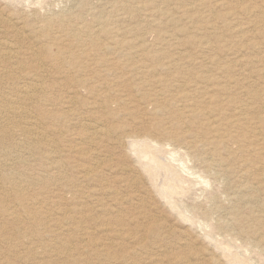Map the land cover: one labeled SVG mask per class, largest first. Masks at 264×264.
Here are the masks:
<instances>
[{"label":"rangeland","instance_id":"obj_1","mask_svg":"<svg viewBox=\"0 0 264 264\" xmlns=\"http://www.w3.org/2000/svg\"><path fill=\"white\" fill-rule=\"evenodd\" d=\"M80 2L81 0H20L15 2L11 1L10 3V1L0 0V20H7L6 25L3 23L0 28L2 31L1 33H3V38L9 37L8 40H15V38L12 37V29L9 26L14 24L18 27H22L21 31L24 33V42L18 44L21 48L19 58L29 57V55H27L29 52L28 47L29 49L32 47L33 50L36 48L35 51L41 52L40 57L42 59V62L32 60L26 63L25 72H18L21 79L19 78L16 82L8 81V84H6V86L8 85L6 91H10V89L14 90L16 88L14 83L22 84L27 82L31 84L35 82L36 78H33V76L37 74V71H39V73L40 71H46L43 73L47 75H45L46 77L43 76L41 81L44 90L47 88L46 97L42 100L40 99L41 96L35 97L27 104L28 107L27 105L26 107L32 109H29V111L37 117L36 119L40 121L39 125L46 128L51 137L60 138L59 145L61 146V155L65 162V173L69 177L67 187L65 185L54 184V182L49 179V175L51 176L52 174V169L48 166L46 158L40 153V151L46 153V149L42 146H38L40 144H36L33 137L29 136L26 139V143L29 144L28 146L26 144L27 147L25 146V153L23 156L26 159H24L23 165L20 167L13 165L10 167L11 169L7 170L8 173H5L8 180H11V178L15 179V177L20 179L22 183V192L19 194L15 189H8L11 192L7 190L5 192V198L3 194H1L2 192H0V206H4L5 208L7 206V209L14 211L17 217L15 219L9 217L10 219L8 221L0 220V225L6 227L4 231H1L2 234L0 232V264H214L215 261V264H264V212H261L264 211V209L258 210L257 208V211L255 210L252 214L246 207L240 209L239 207L241 206H239L233 194L242 186L241 184L245 183L246 179L244 176H241V172L239 173V171L242 164H244V160L246 161L245 164L248 165L249 161L253 162V159H255L254 154H256V152L254 153L252 151L253 148H255L254 151H259L260 149L264 155V147L261 149V146H264L262 138L259 137V140L256 138V141L255 138L253 137L254 139H252L250 135H247L248 138H244V133L242 134L237 128H228L231 135L233 134L235 137L232 135L231 137H233V139L231 138L223 147H218L217 152L218 154L220 153L218 157L221 156L225 159L229 158L224 161V164L232 171L229 170L230 174L227 175V179L225 178L228 182H221L215 179L213 172H215L214 168L216 167L213 166V168L209 166L211 163L210 161H206L207 163L205 162L206 156L202 151L193 150L188 152L178 146H164V148L159 149L155 143H150L149 147L151 148H147L144 151L143 147H141L143 148L141 150L140 147L135 149L133 147L127 148L128 146L126 147L123 145L122 147L116 146L115 144L108 145L100 139H92V141L86 139L91 143L90 144L86 142L84 135H80L78 132L82 130L80 126L81 121H91L95 124L98 122L95 118L101 116V113L105 114V109L102 108L100 104H96L95 99L97 98L99 90L101 89L102 91L106 85L108 86L110 84L112 88H115L114 90L118 89V92L121 90L120 93L123 90L124 93H121V95L126 100V107L131 110L132 113L131 115L118 116V118L111 121L107 120L109 122H107V124H123L126 128H130L131 130H137L139 128L144 130V128H147L145 125L148 126L151 121L154 122L156 120L155 118L158 116L155 117L153 115L154 107L152 108V106L154 105L152 102L148 99L145 100L141 98V96L148 94L149 92L147 91L150 90L148 89L150 87L144 84L147 90L144 92L145 90L142 89L143 86H141V83L145 78L147 79L152 76L153 73L151 69H153L152 67L155 64L153 65L152 61L144 60L150 59L149 56L141 58L143 60L140 61L143 64L139 62V65H136L134 59L131 57H127V55L126 57L123 56L126 53L125 51L134 52V50L140 47L147 48L145 53L151 54L150 56H152L155 51L159 52L160 50V52H164V55L168 56V60L174 62L175 65H178L180 68H186L184 71L176 72L171 65L168 67V78H173L174 81V84H169L167 87V90L170 92H165L168 98L171 97L170 94L176 92L177 94L183 93L186 90H188L186 92H189L192 87L189 83V88L187 86L185 87L187 83H185V81H187L188 78L187 75L196 73L198 72L197 70H202L201 72H204L203 74L205 75L208 73H215L219 77L215 74L210 75L213 76L215 82L211 81L204 84L206 85L204 86L206 90H201L203 92L200 91L199 100H203L201 97L206 96L203 101L208 102L206 100L212 98L211 96H219L226 110L229 109L226 111V116H233L230 117L232 118L231 120H236L237 115L235 109L238 105L235 104V107H233L234 103L230 101L231 99L228 98V96L234 95L236 98H239V96L245 95L247 89L250 90L253 88V90L259 94V100L261 102L259 100H257V102H254V100L252 101L249 94H246L248 97L245 95L242 100H249L250 102L248 101V103H251V108H255L250 112V115L262 113L261 115L264 116V103L262 104V102H264V0H86L81 7ZM54 16H60V22L54 21ZM25 38L27 39L26 42ZM52 38L56 40H52ZM115 41L118 44H121L119 41H128L126 43L129 44L127 46V44L124 43V46L122 45L113 51L108 49H106L107 51H103L104 47L112 46L111 43ZM131 42H135V44ZM153 49H155V51ZM69 54H74L78 57L79 62L73 59L64 60V57ZM103 54L105 58L115 63V66H119L120 69L110 70L107 66L108 64L104 63L97 65L99 66V70H97L94 65H88V59H92V57L95 56H97V58H101L102 56L103 58ZM178 58H180V60ZM58 61L65 65L67 64V67H65V65H63L64 67L60 65ZM147 62L151 63L148 64ZM204 62L211 66L206 65ZM125 63H129L130 65H126ZM123 64L126 68H124ZM134 64L136 66L142 65V68L148 64L143 68L145 71L147 70L149 72L148 76L143 78L144 80L141 78L139 80V76L132 71ZM83 65L85 69H82V67L84 68ZM198 65L200 68L205 66V69L204 67L201 69L198 68ZM230 68L233 69L230 70ZM148 69H150V71ZM226 69L227 71H225ZM241 70L242 72H240ZM116 73L121 74L123 77H117ZM25 74H27L26 79H23ZM156 74L163 75L159 72L155 73V75ZM115 76L116 78H114ZM134 76L138 78L135 77L136 79L133 81L131 78H134ZM220 76L222 77L220 78ZM223 77H230L234 83L237 81L236 84L239 86L234 84L235 86L228 89V95L222 97L221 94L218 95L219 89L217 86L219 85L217 83H220L221 80H225ZM86 79L90 82H84ZM124 79L126 83H124ZM250 79L251 81L249 82ZM91 80H93V82H91ZM116 82H118V84H116ZM127 82L130 83V85H127ZM114 83L115 86L113 85ZM253 84L254 86H252ZM59 85H61V87ZM173 85L174 87H172ZM118 86H120V88ZM132 86L135 87L133 88ZM128 87H130V89ZM161 89H166V87L164 88V86H162ZM179 91L181 92L179 93ZM204 91H206V93ZM70 96L75 97L73 103H70ZM197 96L198 94L194 98L195 102L196 99L198 100ZM99 100L100 99L97 98L96 101L100 103ZM141 101H144L143 103L146 101V103L143 105ZM238 101H240V99ZM169 102L166 104L168 106V108H166V114H163L165 118L168 113L166 119H168V123L170 124H167L169 127L167 125L165 126L168 127V129L172 128L171 131H176L179 120L183 119V117L180 116L179 110L186 103L181 102L178 104L179 102L177 100H170ZM204 102H201V104H205ZM191 103L192 101H189V104ZM253 103L255 105H252ZM259 104L263 105V109H261L262 107H260ZM169 105H171V107H169ZM172 105L174 107H172ZM175 105L180 109L176 108ZM110 107L107 109H110ZM84 114L85 116H83ZM169 114L171 116H169ZM42 115H45L43 123L41 122ZM138 115L142 117H138ZM198 119H193V122H195L193 126H201L203 124L198 128L202 129V132H206L207 134V129H209L207 128V117L205 116V118L201 117ZM203 120L205 121L203 122ZM138 121H141V124L136 128L135 126L137 125H134V122ZM196 121H198V123ZM98 124H101V127H103L106 123L102 124L98 122ZM133 125L135 129L132 127ZM257 126L262 127V123H259ZM220 129L222 132L224 131L222 127H220ZM235 129L238 132H236ZM245 131L247 132V130ZM67 132L69 134H67ZM233 132H235V134ZM236 133L239 135L241 134V136L238 137L239 135H236ZM60 135L62 136L59 137ZM249 138L251 140H249ZM238 140L241 141L240 144ZM249 141H252L251 145ZM7 142L10 144L12 140H7ZM161 142L160 140V144ZM92 143L95 145H92ZM257 143L259 144L258 146ZM73 145H77L78 149L76 151L72 148ZM247 145L249 146L248 148ZM225 147L228 148L226 149ZM230 147L232 149H230ZM222 148L223 150H220ZM236 148H238L239 152ZM94 149L96 152H93ZM224 149H226V152ZM82 151H87L88 154L86 155L82 153ZM140 151L142 152L140 153ZM246 152L248 155H246ZM225 153H228V155ZM236 153L237 156H235ZM141 154L144 155V157ZM153 154L157 157L156 161L152 158ZM194 154H198L196 155L198 157H195ZM239 156L243 159L241 160ZM93 157L104 160V164L98 169V180L103 179V182H94L90 180L91 178H83L82 173L85 167L91 166L90 161ZM160 158H162V161ZM201 158L204 159V162ZM136 159L137 161L141 159V161H138L139 164L134 163ZM238 159L239 161L241 160V162L238 161V163L236 161ZM142 161L144 162L142 163ZM226 162L229 165L232 162L231 165H234V167L238 166L234 168L231 165L229 166ZM165 163H168V166ZM108 164L111 166L110 168H108ZM128 164L133 167V171H136V175L139 174V181H141L139 189L133 186L126 189L120 186V184H118V186L116 185L119 183L116 181L117 178L119 180L125 176L121 174L119 170L121 168L120 166H126ZM132 164H135V167L132 166ZM156 164L158 165L157 167H155ZM162 166L166 168L162 170ZM258 166L262 169L264 164ZM157 168L158 171L156 170ZM159 168L161 170H159ZM260 169L257 167L256 170L252 172L258 174L261 173L264 168L262 170ZM145 170L148 171V173L145 172ZM142 171L147 174H144ZM172 171H174V173ZM235 172L237 175L234 176L233 173L236 174ZM149 173L150 177L152 175L151 179L147 177ZM157 173L161 175L159 176ZM28 175L31 176L28 177ZM236 176H241V178L238 179ZM33 177L35 178L33 179ZM153 177H155L154 179H156L157 182L152 179ZM184 179L186 180L185 182ZM164 180L166 181L164 182ZM234 180L237 182H234ZM167 181L168 184L166 186H168V192L165 190L164 193L161 188ZM100 185L115 188L118 195L117 197H119L118 200L112 201L107 198L106 192L100 189ZM170 186L171 188H169ZM5 187L8 188V185H5ZM154 188H158L159 190H155ZM172 189L174 195L170 194ZM262 191L264 192V189L260 192V197L263 200H260L264 203V193ZM54 192L56 194H54ZM120 194L125 197L134 194V197L130 201L127 200V198H125V201H122L121 198L123 196ZM132 200H134L135 203H133L134 201L131 202ZM165 200L169 201L167 202ZM103 201L106 203H103ZM174 206L175 208H173ZM111 208L115 209L112 210ZM110 209L112 210L111 213ZM22 211L29 212V214L26 212L23 213ZM235 215L238 217H235ZM5 219L7 220L8 216H5ZM22 219H24V221ZM226 219L227 221L229 220L227 224V221H225ZM239 219V222H244L241 224L238 223L237 220ZM252 221H254V223ZM216 226L219 229H217ZM260 226L263 227L262 231L260 230ZM95 227L97 230H95ZM257 231H259L261 235ZM259 238L262 240V243L257 241L260 240ZM80 244L84 245L79 246ZM84 246L86 247L84 248ZM199 253L202 254L199 255ZM73 254H75V256ZM212 256L213 258H211ZM205 260L208 262H205Z\"/></svg>","mask_w":264,"mask_h":264},{"label":"bare ground","instance_id":"obj_2","mask_svg":"<svg viewBox=\"0 0 264 264\" xmlns=\"http://www.w3.org/2000/svg\"><path fill=\"white\" fill-rule=\"evenodd\" d=\"M2 1V0H1ZM6 1H10V3H11V1H20V0H6ZM85 1L86 0H81V2H80V7L85 3ZM4 2V1H3ZM23 2V1H22ZM79 5V4H78ZM76 6V5H75ZM111 6V5H110ZM72 8V7H71ZM112 8V7H111ZM65 11V10H64ZM65 12H67V11H65ZM75 15V14H74ZM55 17V19H54V21H57V22H60V16H54ZM1 18V17H0ZM5 19V18H4ZM64 21H67V20H64ZM5 24L6 25V23H7V20H0V28L2 27V24ZM10 23V22H9ZM12 24V23H11ZM5 25H3V26H5ZM11 29H12V37L13 38H15V40H8V38H3V36H2V34L3 33H1L2 31L0 30V33H1V35H0V192H2L1 194H3V196H4V198H5V192L8 190V189H11V190H13V189H15L16 190V192L17 193H19L20 194V192H22L21 190H22V183H21V181H20V179H17L16 177H15V179L14 178H11V180H8L7 178H6V176H5V173H8L7 172V170L8 169H11L10 167L11 166H13V165H15V166H18V167H20L21 165H23V162H24V159H26L24 156H23V154L25 153V146H26V139L29 137V136H31V137H33L34 139H35V142H36V144H40V145H38V146H42V147H44L45 149H46V153L45 152H41L40 151V153H41V155L42 156H44L45 158H46V160L48 161V166L52 169V174H51V176L49 175V179H51L53 182H54V184H59V185H62V186H66L67 187V184H68V176H67V174L65 173V162L63 161V158H62V155H61V152H62V149H61V146L59 145L60 144V138H53V137H51V135H50V133L48 132V130L46 129V128H44L43 126H41V125H39L40 124V121L38 120V119H36L37 117L35 116V115H33L32 114V112H30L29 111V109L30 108H27L28 107V103H30L35 97H39V96H41V100L44 98V97H46V94H47V92H46V89L44 90V88H43V86L41 85L42 83H41V81H42V79H43V76H45V75H47V74H45L44 75V73L46 72V71H40V73H39V71H37V74L35 75L34 74V76H33V78L35 77L36 79H35V82H32L31 84L30 83H14V85H16V88L14 89V90H11L10 89V91H6V89H7V86H6V84H8L7 82L8 81H12V82H16L19 78H20V76H19V73L21 72V71H24L25 72V65H26V63H29L30 61H32V60H34V61H38V62H42V59H41V57H40V51H35V49L36 48H34V50H33V48L32 47H30V49H29V47H28V50H29V52L27 53V55H29V57H24V58H19V53H20V50H21V48H20V46L18 45L19 43H23L24 42V33L21 31V29H22V27H18L17 25H10L9 26ZM233 27V26H232ZM8 28V27H7ZM234 29V28H233ZM36 37V36H35ZM12 38V39H13ZM27 38V37H26ZM25 38V42H26V39ZM57 38V37H56ZM36 39V38H35ZM34 39V40H35ZM58 39V38H57ZM52 40H56V39H53L52 38ZM28 41H29V39H28ZM54 42V41H53ZM121 44H118V43H116V41L115 42H113V43H111L112 44V46H107V47H104L103 48V51H105L106 49H108V50H110V51H113V50H116V49H118L119 47H121L124 43H126V42H128V41H124V42H121V41H119ZM132 44H135V42H131ZM127 44V43H126ZM129 44V43H128ZM128 44H127V46H128ZM22 45H24V44H22ZM106 46V45H105ZM124 46V45H123ZM133 46V45H132ZM25 48V47H24ZM25 50V49H24ZM40 50V49H39ZM125 50H126V48H125ZM128 50V49H127ZM147 50V48H142V47H140V48H138V49H136V50H134V52L132 51V52H128V51H125L126 53H125V55H123V56H125L126 57V55H127V57H131L132 59H134V61H135V64L136 65H139V62H141L140 60H143V59H141V58H144V57H146V56H149L150 57V59H144V60H146V61H152L153 62V69H151L152 70V76H150L149 78H145V80L143 79L145 76H148V74H149V72L146 70H144L143 68L144 67H146V65H148L149 63H151V62H147L148 64H146L143 68L141 67V66H136L135 64H134V68L132 69V71H134L135 73L134 74H136V75H138L139 76V80H140V78L141 79H143L144 81L141 83L142 85L141 86H143L142 87V89L143 90H145L144 92H146L147 90H146V88H145V85L144 84H147V86H149L150 88H148V89H150V90H148L147 92H149L148 94H145V96L143 97V96H141V98H144L145 100L146 99H148V100H150L151 102H152V104L154 105V106H152V108L154 107V116L155 117H157V118H155L156 120L154 121V122H152L151 121V123H149L148 124V126L147 125H145L147 128L145 129L144 128V130H141L140 128L139 129H137V130H131L130 128H126V126H124L123 124L122 125H115V124H107V120H113V119H116V118H118V116H124V115H131V110H129L127 107H126V100L124 99V97L121 95V93H124L123 92V90H122V92L120 93V91L118 92V89L117 90H114L115 88H112L110 85H106V87H104L103 89H102V91H101V89L99 90V92H98V95H97V98L98 99H100L99 100V102L100 103H98V101H96L97 100V98L95 99V103L96 104H100V106L102 107V108H104L105 109V114H102L101 113V116H99V117H97V118H95V119H97L98 120V122L99 123H106V124H104V126L103 127H101V124H98V122L97 123H93V122H87V121H85V120H83V121H81V123H80V126L82 127V130H80V131H78L79 132V134L80 135H84V139L86 140H91L92 141V139H100V140H103V142L105 143L106 142V144H111V145H113V144H115L116 146H121L122 147V145L123 146H128L127 148H130V147H133L134 149L135 148H141V147H143L144 148V151H145V149H147V148H151V147H149L150 146V143H155L157 146H158V148L159 149H162V148H164V146H169V147H171V146H178L179 148H181V149H183L184 151H188V152H190V151H193V150H199V151H202L203 153H204V155L206 156V160H205V162L206 161H210L211 163H210V165L209 166H215L216 168H214L215 169V172H213L214 173V175H215V179L216 180H218V181H221V182H223V181H227L228 182V180H225V178L227 179V175H229L230 173H229V170H231V169H229L228 168V166H226L225 164H224V161H226V160H228L229 158H227V159H225V158H223V157H218L219 155H220V153L218 154V150H217V148L218 147H223L229 140H231V138L233 139V137H231L232 135H231V132L228 130V128H230V129H232L233 127L234 128H237L239 131H241L242 132V134L244 135V138L245 137H247V135L249 136L250 135V137L252 138V139H254L255 138V141L260 137V138H262L263 140L262 141H264V116H262L261 114H255V112H254V114L255 115H250V112H252L253 111V109H255V108H251V103L249 104L248 103V101L249 100H247V99H245V100H242L243 98H244V96L246 95V94H249L250 95V97H251V99H252V101L254 100V102H257V100H259V98H260V96H259V94L256 92V91H254L253 90V88L252 89H250V90H246V93H245V95L244 96H239V98H236L234 95H232V96H228V98H230V99H228V100H230L232 103H234L233 105V107H235V104L236 105H238L237 107H236V117H237V119L236 120H231L232 118H230V117H233V116H226V111H228V110H226V108H225V105H224V103H223V101L220 99V97L219 96H211L212 98H214V99H212V98H210L209 100H206V101H208V102H204L203 100H204V98L206 97V96H204V97H201L203 100H199V96H200V94H201V92H203V91H201V90H206V88L204 87V86H206V85H204V84H207V83H209V82H211V81H214L215 79L213 78V76H210V75H213V74H215V73H213V74H207V75H205V74H203L204 72H201V71H199V70H197L198 72H196V73H191V74H188L187 76H188V78H187V81H185V87L187 86H189V84H191L190 86L192 87V89L190 88V90H189V92H186V91H188V90H186L185 91V89H184V91L185 92H183V93H180L181 91H179V93L180 94H177V92L176 93H174V94H170V96L171 97H169L168 98V95H165V92H170L169 90H167V87H168V85L169 84H174V81H173V78L172 79H170V78H168V67L171 65L172 67H174V69H175V71L176 72H180V71H184L185 69L184 68H180L178 65H175V63L174 62H172V61H170V60H168V56H165L164 55V52H160V50H159V52H157V51H155V49H153L155 52L153 53V55L152 56H150L151 54H148L147 52V54L145 53V51ZM151 50V49H150ZM107 51V50H106ZM123 51V50H122ZM121 51V52H122ZM81 52V51H80ZM93 53H95V52H93ZM104 55V54H103ZM110 55V54H109ZM109 55H107V56H109ZM96 57V58H95ZM95 57H92V59H88L87 61H89V64L88 65H94L95 66V68L97 69V70H99V66H97V65H99L100 63H104V64H108L107 66H108V68H110V70L112 69V70H115V69H120L119 68V66H115V63H112V61H110L109 59H107V58H105V55L103 56V58H102V56H101V58H97V56H95ZM114 57V56H113ZM136 57V58H135ZM124 58V57H123ZM138 58V59H137ZM77 60L78 61V57H76L74 54H69V55H66L65 57H64V60ZM122 59V58H121ZM127 59V58H126ZM179 60H180V58H178ZM101 60V61H100ZM124 60V59H123ZM85 61H86V58H85ZM120 61H122V60H120ZM133 61V60H132ZM175 61V60H174ZM79 62V61H78ZM123 62V61H122ZM58 63L60 64V65H65L64 63H62V62H60V61H58ZM142 63V62H141ZM146 63V62H145ZM205 63V62H204ZM126 64V63H125ZM129 64V63H128ZM128 64H126V65H128ZM143 64V63H142ZM206 64V63H205ZM204 64V65H205ZM37 65V64H36ZM67 65V64H66ZM65 65V67H67ZM124 65V64H123ZM130 65V64H129ZM152 65V64H151ZM202 65H203V63H202ZM206 65H208V63L206 64ZM41 66V65H40ZM84 66V65H83ZM104 66V65H103ZM201 66V65H200ZM208 66H211V65H208ZM39 67V66H38ZM60 67V66H59ZM64 67V66H63ZM88 67H90V66H88ZM101 67H102V65H101ZM123 67V66H122ZM128 67V66H127ZM148 67V66H147ZM171 67V68H172ZM193 67V66H192ZM191 67V68H192ZM198 68H200L199 67V65L197 66ZM204 67V69H205V66H203ZM203 67H201V68H203ZM234 67H236V66H234ZM239 67V66H238ZM244 67V66H243ZM41 68V67H40ZM43 68H45V67H43ZM43 68H42V70H43ZM51 68V67H50ZM69 68H71V67H69ZM76 68V67H75ZM87 68V67H86ZM124 68H126L125 67V65H124ZM150 68V67H149ZM189 68V67H188ZM194 68V67H193ZM200 68V69H201ZM207 68V67H206ZM82 69H85V66H84V68L82 67ZM101 69V68H100ZM195 69V68H194ZM203 69V70H204ZM229 69V68H228ZM233 69V68H232ZM231 68H230V70H232ZM239 69V68H238ZM45 70V69H44ZM48 70V69H47ZM96 70V71H97ZM128 70V69H127ZM149 71H150V69H148ZM209 70V69H208ZM211 70V69H210ZM240 70V69H239ZM34 71V70H33ZM81 71V70H80ZM121 71V70H120ZM225 71H227V69L225 70ZM229 71V70H228ZM19 72V73H18ZM44 72V73H43ZM85 72V71H84ZM99 72V71H98ZM105 72H106V70H105ZM128 72V71H127ZM162 73L163 75L161 76V75H158V74H156L155 75V73ZM210 72V71H209ZM240 72H242V70L240 71ZM248 72V71H247ZM27 73H31V72H27ZM43 73V74H42ZM79 73V72H78ZM101 73V72H100ZM99 73V74H100ZM104 73V72H103ZM123 73V72H122ZM131 73V72H130ZM133 73V72H132ZM217 73V72H216ZM224 73V72H223ZM227 73V72H226ZM225 73V74H226ZM87 74V73H86ZM106 74V73H105ZM104 74V75H105ZM110 74V73H109ZM117 74V73H116ZM128 74V73H127ZM151 74V73H150ZM224 74V75H225ZM54 75H57V74H54ZM101 75H102V73H101ZM103 75V76H104ZM126 75V74H125ZM131 75V74H130ZM133 75V74H132ZM215 75H217V74H215ZM224 75H222V76H224ZM26 76H27V74H25L24 75V77H23V79H26ZM58 76V75H57ZM79 76V75H78ZM106 76V75H105ZM119 76H121V77H123L121 74H117V77H119ZM218 76V75H217ZM222 76H220V78L222 77ZM248 76V75H247ZM46 77V76H45ZM75 77V76H74ZM86 77V76H85ZM135 77H137V76H134V78H131V80H133L134 81V79H136ZM175 77V76H174ZM219 77V76H218ZM246 77V76H245ZM54 78V77H53ZM93 78V77H92ZM100 78V77H99ZM98 78V79H99ZM114 78H116V76L114 77ZM125 78V77H124ZM128 78V77H127ZM130 78V77H129ZM138 78V77H137ZM223 78H225V77H223ZM21 79V78H20ZM47 79V78H46ZM118 79H120V78H118ZM122 79V78H121ZM176 79V78H175ZM234 79V78H233ZM242 79H243V77H242ZM248 79H249V77H248ZM54 80V79H53ZM103 80V79H102ZM101 80V81H102ZM115 80V79H114ZM117 80V79H116ZM130 80V81H131ZM178 80V79H177ZM218 80V79H217ZM237 80V79H236ZM90 82L89 80H84V82ZM117 81H119V80H117ZM124 81V83H126L125 82V79L123 80ZM142 81V80H141ZM251 81V79L249 80V82ZM253 81V80H252ZM12 82H11V85H12ZM40 82V83H39ZM58 82V81H57ZM87 82V83H88ZM91 82H93V80H91ZM100 82V81H99ZM105 82H107V81H105ZM104 82V83H105ZM111 82V81H110ZM138 82V81H137ZM178 82V81H177ZM177 82H175V83H177ZM215 82V81H214ZM220 82V81H219ZM237 82V81H236ZM236 82L234 83V81L232 80V79H230V77L229 78H225V80H221V82L220 83H217L219 86H217L218 87V89H219V91H218V95L219 94H221L222 95V97L223 96H225V95H228L227 93H229L228 92V89H231V87H233V86H235L234 84H236ZM108 83H109V81H108ZM128 83V82H127ZM134 83V82H133ZM189 83V84H188ZM242 83V82H241ZM253 83V82H252ZM62 84V83H61ZM103 84V83H102ZM102 84H101V86H102ZM116 84H118V82H116ZM120 84V83H119ZM123 84V83H122ZM138 84V83H137ZM183 84H184V82H183ZM216 84V83H215ZM214 84V85H215ZM216 84V85H217ZM240 84V83H239ZM248 84H250V83H248ZM86 85V84H85ZM90 85V84H89ZM88 85V86H89ZM114 86H115V83L113 84ZM127 85H130V83H128ZM127 85H126V87H127ZM209 85V84H208ZM236 85H238V84H236ZM60 87H61V85H59ZM99 86V85H98ZM113 86V87H114ZM136 86H138V85H136ZM162 86H164V88L166 87V89H161L162 88ZM239 86V85H238ZM237 86V87H238ZM248 86V85H247ZM250 86V85H249ZM252 86H254V84L252 85ZM14 87V86H13ZM80 87V86H79ZM119 88H120V86H118ZM133 87V86H132ZM135 87V86H134ZM133 87V88H134ZM139 87V86H138ZM172 87H174V85L172 86ZM184 87V88H185ZM208 87V86H207ZM212 87V86H211ZM215 87V86H214ZM49 88V87H48ZM53 88V87H52ZM102 88V87H101ZM124 88H125V86H124ZM129 89H130V87H128ZM141 88V87H140ZM169 88H170V86H169ZM189 88V87H188ZM202 88H204V89H202ZM216 88V87H215ZM240 88H242V87H240ZM55 89H56V87H55ZM207 89H209V88H207ZM211 89V88H210ZM259 89V88H258ZM257 89V90H258ZM9 90V89H8ZM60 90V89H59ZM61 90H62V88H61ZM64 90V89H63ZM81 90V89H80ZM126 90V89H125ZM179 90H181V89H179ZM234 90V89H233ZM46 93H45V92ZM132 91H133V89H132ZM131 91V92H132ZM178 91V90H177ZM191 91V92H190ZM201 91V92H200ZM230 91V90H229ZM232 91V90H231ZM235 91V90H234ZM53 92V91H52ZM64 92V91H63ZM205 93H206V91H204ZM233 92V91H232ZM236 92V91H235ZM240 92V91H239ZM261 92H263V91H261ZM57 93V92H56ZM67 93V92H66ZM78 93V92H77ZM76 93V94H77ZM209 93V92H208ZM216 93V92H215ZM237 93V92H236ZM38 94V95H37ZM70 94V93H69ZM72 94V93H71ZM198 94V96H197V98H198V100L196 99V102H195V97H196V95ZM210 94V93H209ZM243 94V93H242ZM95 95V94H94ZM213 95V94H212ZM216 95V94H215ZM220 95V96H221ZM263 95V94H262ZM69 96V95H68ZM136 96V95H135ZM209 96V95H208ZM247 96V95H246ZM75 97H76V95H75ZM75 97L74 96H70L69 97V99H70V103H73V100L75 99ZM138 97V96H137ZM140 97V96H139ZM238 97V96H237ZM248 97V96H247ZM264 97V96H263ZM84 98V97H83ZM136 98V97H135ZM209 98V97H208ZM38 99V98H37ZM37 99H35V100H37ZM59 99H60V97H59ZM139 99V98H138ZM240 99V101H238ZM57 100V99H56ZM65 100V99H64ZM80 100V99H79ZM132 100V99H131ZM134 100V99H133ZM147 100V101H148ZM170 100H172V101H178L177 103L178 104H180L181 102H184V103H186V104H184L183 106H182V108L180 109L179 107H177L176 105V108H179L180 110H179V113H180V116H182L183 117V119L182 120H179V123H178V125H177V123H176V125H177V128H176V131H171L172 130V128H170V129H168V125L167 124H170V123H168V119H166V117L168 116V113H167V115H166V117L164 118V114L163 113H165L166 112V108H168V106L166 105V104H168V102L170 101ZM247 100V101H246ZM262 100V99H261ZM55 101V100H54ZM91 101H94V100H91ZM139 101V100H138ZM189 101H192V103L191 104H189ZM226 101H227V99H226ZM225 101V102H226ZM260 101V100H259ZM34 102V101H33ZM129 102V101H128ZM144 102V101H143ZM142 101H141V103H143ZM201 102H204L205 104H201ZM231 102H229V103H231ZM250 102V101H249ZM261 102V101H260ZM35 103V102H34ZM36 103H38V102H36ZM66 103H67V101H66ZM80 103V102H79ZM82 103V102H81ZM131 103V102H130ZM133 103V102H132ZM145 103H146V101H145ZM145 103H143V105L145 104ZM170 103V102H169ZM171 103H173V102H171ZM195 103V104H194ZM264 102H262V104H263ZM33 104V103H32ZM183 104V103H182ZM181 104V105H182ZM226 104V103H225ZM26 105H27V107H26ZM44 105V104H43ZM88 105H89V103H88ZM128 105H129V103H128ZM133 105V104H132ZM135 105V104H134ZM147 105H148V103H147ZM252 105H255L254 103L252 104ZM260 105V107H262L263 105H261V104H259ZM46 106V105H45ZM74 106V105H73ZM76 106V105H75ZM113 107V108H111V107ZM150 106V105H149ZM31 107V106H30ZM44 107V106H43ZM78 107V106H77ZM86 107V106H85ZM89 107V106H88ZM108 107H110V109H107ZM136 107V106H135ZM143 107V106H142ZM169 107H171V105H169ZM172 107H174L173 105H172ZM227 107V106H226ZM260 107H258V108H260ZM264 107V106H263ZM263 107L261 108V109H263ZM47 108V107H46ZM71 108V107H70ZM90 108V107H89ZM88 108V109H89ZM140 108V107H139ZM138 108V109H139ZM229 108V107H228ZM42 109V108H41ZM69 109V108H68ZM99 109V108H98ZM143 109V108H142ZM171 109V108H170ZM231 109V108H230ZM234 109V108H233ZM30 110H32V109H30ZM34 110V109H33ZM100 110V109H99ZM102 110V109H101ZM139 110H141V109H139ZM146 110H147V108H146ZM169 110V109H168ZM234 110V111H235ZM259 110V109H258ZM65 111V110H64ZM94 111V110H93ZM176 111H178V110H176ZM233 111V112H234ZM256 111V110H255ZM100 112V111H99ZM98 112V113H99ZM134 112V111H133ZM170 112V111H169ZM259 112H262V111H259ZM37 113V112H36ZM45 113V112H44ZM83 113V112H82ZM135 113V112H134ZM133 113V114H134ZM151 113H152V111H151ZM49 114V113H48ZM122 114V115H121ZM148 114H149V112H148ZM166 114V113H165ZM174 114V113H173ZM264 114V113H263ZM88 115V114H87ZM92 115V114H91ZM134 115H136V114H134ZM150 115V114H149ZM40 116V115H39ZM81 116V115H80ZM83 116H85V114L83 115ZM139 116H141V115H138V117ZM163 116V117H162ZM169 116H171L170 114H169ZM177 116V115H176ZM175 116V117H176ZM205 116L207 117V128H209V129H207L208 130V132H207V134H206V132H202V129H199L198 127H201L203 124L202 123H199V124H202L201 126L200 125H196L195 127L193 126L194 125V123L195 122H193L194 120L193 119H198V118H201V117H204L205 118ZM91 117H93V116H91ZM142 117V116H141ZM145 117V116H144ZM179 117V116H178ZM177 117V118H178ZM235 117V116H234ZM41 118H42V120H41V122L43 123V121L45 120V115H42L41 116ZM121 118V117H120ZM124 118V117H123ZM137 118V117H136ZM169 118V117H168ZM79 119V118H78ZM125 119V118H124ZM144 119V118H143ZM146 119H147V117H146ZM149 119H150V117H149ZM148 119V120H149ZM172 119V118H171ZM170 119V120H171ZM175 119V118H174ZM179 119V118H178ZM141 120V119H140ZM147 120V121H148ZM151 120V119H150ZM176 120V119H175ZM190 120H192V121H190ZM198 120H200V119H198ZM146 121V120H145ZM174 121V120H173ZM205 120H203V122H204ZM116 122H117V120H116ZM122 122V121H121ZM175 122V121H174ZM176 122H178V121H176ZM197 123H198V121H196ZM109 123V122H108ZM114 123V122H113ZM120 123V122H119ZM124 123V122H123ZM172 123V122H171ZM259 123H262V127H258L257 125L259 124ZM44 124H45V122H44ZM97 124V125H96ZM121 124V123H120ZM141 124V121H138V122H134V125H137V126H135L136 128H138V126ZM134 125L132 126V127H134ZM165 125H167L168 127H166ZM172 125V124H171ZM170 125V126H171ZM60 126V125H59ZM62 126V125H61ZM129 126V125H128ZM77 127V126H76ZM79 127V126H78ZM135 127H134V129H135ZM142 127H143V125H142ZM166 127V128H165ZM174 127H175V125H174ZM220 127H222V129L224 130L223 132L221 131V129H220ZM232 127V128H231ZM203 128H205V127H203ZM211 129H213V130H211ZM219 129H220V131H219ZM245 130H247V132L245 131ZM211 131V132H210ZM235 131L236 132H238L236 129H235ZM89 135H88V134ZM234 134H235V132H233ZM60 134V133H59ZM67 134H69L68 132H67ZM78 135V134H77ZM80 135H79V137H80ZM236 135H239V134H237L236 133ZM62 135H60L59 137H61ZM234 136V135H233ZM241 136V134L238 136V137H240ZM235 137V136H234ZM243 137V136H242ZM254 137V138H253ZM81 138V137H80ZM237 138V137H236ZM248 138V137H247ZM257 138V139H256ZM12 140V142L9 144L8 142H7V140ZM238 139V138H237ZM241 139V138H240ZM86 140V142H88V143H90L89 141H87ZM160 140L162 141L161 142V144H160ZM248 140V139H247ZM249 140H251L250 138H249ZM259 140V139H258ZM31 141V140H30ZM97 141V140H96ZM233 141V140H232ZM235 141V140H234ZM239 141V140H238ZM246 141V140H245ZM261 141V142H262ZM33 142V141H32ZM34 142V143H35ZM64 142H65V140H64ZM94 142V141H93ZM102 142V143H103ZM237 142V141H236ZM240 142L241 141H239L238 143L240 144ZM250 142V141H249ZM252 142V141H251ZM251 142H250V145H251ZM85 143V142H84ZM95 143V142H94ZM94 143H92V145H95ZM100 143V142H99ZM101 143V144H102ZM103 143V144H104ZM244 143V142H243ZM260 143V142H259ZM29 144V143H28ZM28 144H27V146H28ZM35 144V145H36ZM69 144V143H68ZM91 144V143H90ZM97 144V143H96ZM232 144H234V143H232ZM247 144V143H246ZM254 144V143H253ZM156 145H153V146H156ZM235 145V144H234ZM233 145V146H234ZM236 145H237V143H236ZM242 145V144H241ZM248 145H249V143H248ZM247 145V148L249 147ZM255 145V144H254ZM259 144L257 143V146H258ZM26 146V147H27ZM32 146V145H31ZM37 146V145H36ZM115 146V147H116ZM152 146V145H151ZM239 146V145H238ZM243 146V145H242ZM256 146V145H255ZM261 146V145H260ZM35 147V146H34ZM65 147H67V146H65ZM77 147V145H73V147L72 148H74V150L76 151L77 149H78V147ZM96 147V146H95ZM113 147V146H112ZM114 147V148H115ZM236 147V146H235ZM246 147V146H245ZM245 147H243V148H245ZM252 147H253V145H252ZM251 147V148H252ZM264 146H261V149L263 148ZM68 148V147H67ZM99 148H101V147H99ZM113 148V149H114ZM119 148V147H118ZM125 148V147H124ZM143 148H141V150L143 149ZM157 148V149H158ZM226 149L228 148V147H225ZM241 148V147H240ZM33 149V148H32ZM31 149V150H32ZM91 149V148H90ZM134 149H133V151H134ZM158 149V150H159ZM173 149V148H172ZM226 149H224L225 150V152H226ZM230 149H232L231 147H230ZM237 149V151H238V148H236ZM254 149L255 148H253V152L255 153L256 152V154H254L255 156V159H253V162L252 161H249V163H248V165L247 164H245L246 163V161L244 160V164H242V166H241V169H240V171H239V173L241 172V176H244L245 177V183H243V184H241L242 186H240V185H237V186H240L238 189H237V191L235 192V193H233L234 194V198L237 200V202H238V204H239V206H241V207H239L240 209L242 208V207H246V208H248V210H249V212L252 214V213H254V211L256 210L257 211V208H258V210L259 209H264V203L263 202H261V200H263V199H261V197H260V192H261V190H263L264 189V166H263V171H261V173H258V174H255L254 172H252L253 170H256V168L258 167L259 169H260V167L258 166V165H260L261 164V166H262V164H264V155L262 154L263 152H261L260 151V149H259V151H254ZM110 150V149H109ZM131 150V149H130ZM139 150V149H138ZM166 150V149H165ZM220 150H223V148L222 149H220ZM243 150V149H242ZM247 150V149H246ZM245 150V151H246ZM79 151V150H78ZM91 151H92V149H91ZM95 151V149L93 150V152ZM103 151V150H102ZM101 151V152H102ZM137 151V150H136ZM152 151H153V148H152ZM230 151V150H229ZM244 151V152H245ZM30 152H32V151H30ZM29 152V153H30ZM96 152V151H95ZM99 152V151H98ZM142 151H140V153H141ZM157 152V151H156ZM156 152H155V154H156ZM159 152V151H158ZM182 152V151H181ZM235 152V151H234ZM239 152V151H238ZM242 152V151H241ZM247 152H248V150H247ZM246 152V153H247ZM28 153V152H27ZM36 153V152H35ZM40 153H39V155H40ZM78 153V152H77ZM82 153H84V154H88L87 153V151H82ZM132 153V152H131ZM134 154H136L135 152H133ZM138 153V152H137ZM150 153H152V152H150ZM199 153V152H198ZM243 153V152H242ZM250 153H252V152H250ZM31 154V153H30ZM37 154V153H36ZM81 154V153H80ZM100 154V153H99ZM187 154V153H186ZM225 154H227L228 155V153H225ZM224 154V155H225ZM232 154V153H231ZM106 155H108V154H106ZM142 155V154H141ZM148 155V154H147ZM195 155V154H194ZM196 155H198V154H196ZM195 155V157H198V156H196ZM222 155V154H221ZM244 155V154H243ZM246 155H248V153L246 154ZM13 156V157H12ZM30 156V155H29ZM67 156V155H66ZM66 156H64V157H66ZM70 156V155H69ZM85 156V155H84ZM132 156V155H131ZM143 157H144V155H142ZM149 156V155H148ZM156 156V155H155ZM154 156V154L152 155V158L156 161L157 160V157H155ZM158 156V155H157ZM170 156V155H169ZM235 156H237V153H236V155ZM241 156V155H240ZM240 156H239V158H240ZM13 158V160H12V158ZM70 157H72V156H70ZM111 157V156H110ZM147 157V156H146ZM145 157V158H146ZM202 157V156H201ZM234 157V156H233ZM244 157V156H243ZM248 157H250V156H248ZM29 158V157H28ZM194 158V157H193ZM237 158V157H236ZM245 158V157H244ZM34 159V158H33ZM66 159V158H65ZM68 159V158H67ZM82 159V158H81ZM84 159V158H83ZM102 159V158H101ZM141 159H143V158H141ZM141 159L140 160H138V161H141ZM159 159V158H158ZM161 159V161H162V158H160ZM185 159V158H184ZM234 159H235V157H234ZM241 159V158H240ZM243 159V158H242ZM241 159V160H242ZM30 160V159H29ZM112 160V159H111ZM147 160V159H146ZM150 160H151V158H150ZM201 160L203 161L204 159H202L201 158ZM241 160L239 161V159L238 160H236L237 162L239 161V162H241ZM248 160V159H247ZM256 160V161H255ZM34 161V160H33ZM107 161V160H106ZM138 161H137V159H136V161H134V163L135 164H137L138 163ZM158 161H160V160H158ZM189 161V160H188ZM192 161V160H191ZM233 161V160H232ZM235 161V162H236ZM26 162V161H25ZM91 163V166H87V167H85V169H84V171H83V178H86V179H88V178H91L90 180L91 181H99V182H103V179L102 180H98L99 179V176H98V169H99V167H101L103 164H104V160H100V159H97V157H93V159H91V161H90ZM144 161H142V163H143ZM204 162V161H203ZM202 162V163H203ZM229 162V161H228ZM238 162V163H239ZM46 163V162H45ZM152 163V162H151ZM162 163V162H161ZM189 163V162H188ZM207 163V162H206ZM205 163V164H206ZM227 163V162H226ZM31 164V163H30ZM135 164L133 165L132 164V166H134L135 167ZM139 164V163H138ZM150 164V163H149ZM166 165L168 164V163H165ZM209 164V163H208ZM207 164V165H208ZM228 164V163H227ZM232 164V162L230 163V165ZM25 165V164H24ZM26 165H27V163H26ZM109 165V164H108ZM155 165V164H154ZM153 165V166H154ZM206 165V166H207ZM229 165V164H228ZM229 165V166H230ZM107 166V165H106ZM144 166V165H143ZM148 166V165H147ZM151 166H152V164H151ZM158 165L156 164V166L155 167H157ZM161 166V165H160ZM163 166H164V164H163ZM162 166V170H164L163 168H166V167H163ZM168 166V165H167ZM181 166V165H180ZM202 166V165H201ZM231 166H233L234 167V165H231ZM238 166V165H237ZM236 166V167H237ZM111 166L109 165V167L108 168H110ZM121 168L119 169L120 170V172H121V174H124L125 176L123 177V178H121V179H119L118 180V178H117V180L116 181H118L119 183H117L116 185L118 186V184H120V186H122V187H124V188H130V187H135V188H138L139 189V186H140V184H141V181H139V177H138V175L139 174H137L136 175V171H133L134 169H133V167H131L129 164L128 165H126V166H120ZM146 167V166H145ZM149 167V166H148ZM147 167V168H148ZM205 167V166H204ZM236 167H234V168H236ZM139 168H140V166H139ZM146 168V169H147ZM152 168V167H151ZM154 168V167H153ZM206 168V167H205ZM232 168V167H231ZM114 169V168H113ZM145 169V168H144ZM150 169V168H149ZM167 169H168V167H167ZM166 169V170H167ZM171 169V168H170ZM213 169V170H214ZM262 169H260V170H262ZM106 170V169H105ZM157 171H158V168L156 169ZM159 170H161L160 168H159ZM236 170V169H235ZM258 170V169H257ZM16 171V170H15ZM232 171V170H231ZM17 172V171H16ZM19 172V171H18ZM103 172V171H102ZM109 172V171H108ZM118 172V171H117ZM143 172V171H142ZM145 172H147L148 173V171H146L145 170ZM149 172H150V170H149ZM162 172V171H161ZM169 172V171H168ZM170 172H171V170H170ZM173 173H174V171H172ZM184 172V171H183ZM207 172V171H206ZM212 172V171H211ZM238 172V171H237ZM259 172V171H258ZM47 173V172H46ZM68 173V172H67ZM72 173V172H71ZM103 173H105V172H103ZM102 173V174H103ZM112 173V172H111ZM110 173V174H111ZM144 173V172H143ZM147 173H144V174H147ZM152 173V172H151ZM181 173V172H180ZM232 173V172H231ZM236 173V172H235ZM27 174V173H26ZM70 174V173H69ZM109 174V173H108ZM142 174V173H141ZM156 174V173H155ZM158 174V173H157ZM167 174V173H166ZM172 174V173H171ZM190 174V173H189ZM73 175V174H72ZM116 175V174H115ZM143 175V174H142ZM154 175V174H153ZM159 175V174H158ZM161 175V174H160ZM159 175V176H160ZM179 175V174H178ZM195 175V174H194ZM211 175V174H210ZM233 175L235 176V175H237V173L236 174H234L233 173ZM233 175H231V176H233ZM15 176V175H14ZM26 176V175H25ZM29 176H31V175H28V177ZM39 176V175H38ZM100 176H101V174H100ZM147 176V175H146ZM157 176V175H156ZM164 176H166V175H164ZM174 176V175H173ZM176 176H177V174H176ZM230 176V177H231ZM241 176H239V177H237L238 179L239 178H241ZM102 177V176H101ZM111 177V176H110ZM147 177H150V173H149V175L147 176ZM151 177H152V175H151ZM151 177H150V179H151ZM167 177H168V175H167ZM172 177V176H171ZM179 177V176H178ZM35 177H33V179H34ZM42 178V177H41ZM46 178V177H45ZM81 178V177H80ZM103 178V177H102ZM106 178V177H105ZM105 178H104V180H105ZM113 178V177H112ZM155 177H153L152 179H154ZM161 178V177H160ZM163 178H165V177H163ZM162 178V179H163ZM173 178H175V177H173ZM179 178H182V177H179ZM178 178V179H179ZM236 178V179H237ZM78 179H79V177H78ZM149 179V178H148ZM167 179V178H166ZM169 179V178H168ZM177 179V178H176ZM231 179H233V178H231ZM234 179H235V177H234ZM24 180V179H23ZM30 180V179H29ZM44 180V179H43ZM110 180V179H109ZM156 182H157V180L156 179H154ZM39 181V180H38ZM84 181V180H83ZM111 181V180H110ZM116 181H115V183H116ZM152 181V180H151ZM166 180H164V182H165ZM181 181V180H180ZM186 180L184 179V182H185ZM215 181V180H214ZM29 182V181H28ZM35 182V181H34ZM106 182H107V180H106ZM113 182V181H112ZM160 182H161V180H160ZM163 182V183H164ZM174 182H176V181H174ZM183 182V183H184ZM234 182H237V181H235L234 180ZM243 182V181H242ZM36 183H38V182H36ZM109 183H111V182H109ZM153 183V182H152ZM151 183V184H152ZM162 183V182H161ZM170 183V182H169ZM172 183V182H171ZM34 184V183H33ZM45 184V183H44ZM80 184V183H79ZM84 184V183H83ZM168 184V181H167V183H165V184H161L162 185V188H161V186H160V188L164 191V193H165V190L167 191L168 190V186H166ZM173 184H175V183H173ZM177 184V183H176ZM187 184V183H186ZM190 184V183H189ZM188 184V185H189ZM218 184V183H217ZM229 184V183H228ZM239 184V183H238ZM5 185H8V188L7 187H5ZM42 185V184H41ZM80 186V185H79ZM85 186V185H84ZM181 186V185H180ZM192 186V185H191ZM221 186V185H220ZM34 187V186H33ZM54 187V186H53ZM99 187V186H98ZM100 189H103L104 190V192H106L105 194H106V197L107 198H109L110 200H112V201H114V200H118V198L119 197H117L118 195H117V192H116V190H115V188H112V187H106V186H104V185H100ZM156 187V186H155ZM159 187V186H158ZM175 187V186H174ZM178 187H179V185H178ZM177 187V188H178ZM232 187V186H231ZM49 188V187H48ZM121 188V187H120ZM152 188H153V186H152ZM169 188H171V186L169 187ZM173 188V187H172ZM236 188V187H235ZM24 189V188H23ZM32 189V188H31ZM53 189V188H52ZM65 189V188H64ZM155 189V188H154ZM156 189H158V188H156ZM155 189V190H156ZM180 189V188H179ZM183 189V188H182ZM51 190V189H50ZM54 190V189H53ZM59 190V189H58ZM58 190H57V192H58ZM159 190V189H158ZM157 190V191H158ZM175 190V189H174ZM162 191V192H163ZM172 191H173V189L171 190V192H170V194H172V195H174L173 193H172ZM8 192H11V191H9L8 190ZM41 192V191H40ZM135 192V191H134ZM137 192V191H136ZM161 192V191H160ZM168 192V191H167ZM176 192H177V190H176ZM263 192V191H262ZM60 193V192H59ZM92 193V192H91ZM91 193H89V194H91ZM141 193V192H140ZM155 193V192H154ZM164 193H162V194H164ZM264 193V192H263ZM0 194V195H1ZM18 194V195H19ZM54 194H56L55 192H54ZM60 194H62V193H60ZM161 194V195H162ZM167 194V193H166ZM169 194V193H168ZM87 195V194H86ZM96 195V194H95ZM120 195H122V194H120ZM119 195V196H120ZM138 195V194H137ZM140 195V194H139ZM160 195V196H161ZM23 196V195H22ZM76 196V195H75ZM123 196V195H122ZM121 196V197H122ZM168 196V195H167ZM264 196V195H263ZM8 197V196H7ZM6 197V198H7ZM99 197V196H98ZM134 197V194L133 195H131V196H127V197H125V196H123L121 199H122V201H125V198H127V200H131L132 198ZM163 197V196H162ZM166 197V196H165ZM177 197V196H176ZM231 197H233V196H231ZM15 198V197H14ZM64 198V197H63ZM84 198H85V196H84ZM136 198V197H135ZM164 198V197H163ZM167 198V197H166ZM169 198V197H168ZM138 199V198H137ZM165 199V198H164ZM232 199V198H231ZM261 199V200H260ZM13 200V199H12ZM97 200V199H96ZM108 200V199H107ZM109 200V201H110ZM136 200V199H135ZM161 200H162V198H161ZM170 200H171V197H170ZM108 201V202H109ZM111 201V202H112ZM129 201H127V202H129ZM134 200H132L131 202H133ZM137 201H139V200H137ZM165 201H167V200H165ZM169 201V200H168ZM167 201V202H168ZM172 201V200H171ZM170 201V202H171ZM235 201V200H234ZM65 202V201H64ZM83 202V201H82ZM81 202V203H82ZM96 202H98V201H96ZM105 201H103V203H104ZM236 202V201H235ZM236 202V203H237ZM89 203V202H88ZM101 203V202H100ZM106 203V202H105ZM112 203H114V202H112ZM125 203V202H124ZM133 203H135V201L133 202ZM149 203V202H148ZM263 203V204H262ZM37 204V203H36ZM90 204H91V202H90ZM167 204H169V203H167ZM174 204V203H173ZM172 204V205H173ZM242 204V205H241ZM133 205V204H132ZM144 205V204H143ZM36 206V205H35ZM168 206H170V205H168ZM93 207H96V206H93ZM100 207V206H99ZM103 207V206H102ZM101 207V208H102ZM112 207V206H111ZM182 207V206H181ZM8 207L6 206V208L4 207V206H0V220H5V221H8L10 218L9 217H11V219H15V218H17L16 217V215H15V213H14V211H11V210H9V209H7ZM104 208V207H103ZM173 208H175V206L173 207ZM94 209H96V208H94ZM112 210L113 209H115V208H111ZM110 209V213H111V210ZM120 209V208H119ZM19 210V209H18ZM28 210V209H27ZM45 210V209H44ZM82 210V209H81ZM84 210V209H83ZM88 210V209H87ZM183 210H185V209H183ZM65 211V210H64ZM187 211V210H186ZM23 212V211H22ZM26 211H24L23 213H25ZM45 212V211H44ZM105 212V211H104ZM103 212V213H104ZM181 212V211H180ZM228 212V211H227ZM242 212V211H241ZM261 212H264V211H261ZM22 213V214H23ZM26 213H28L29 214V212H26ZM67 213V212H66ZM85 213V212H84ZM116 213V212H115ZM178 213H179V211H178ZM182 213V212H181ZM185 213V212H184ZM233 213V212H232ZM58 214H60V213H58ZM105 214V213H104ZM103 214V215H104ZM26 215V214H25ZM31 215V214H30ZM66 215V214H65ZM177 215V214H176ZM183 215V214H182ZM181 215V216H182ZM225 215V214H224ZM234 215V214H233ZM232 215V216H233ZM260 215V214H259ZM5 216H8V219L6 220L5 219ZM102 216V215H101ZM184 216V215H183ZM242 216V215H241ZM244 216V215H243ZM255 216V215H254ZM261 216V215H260ZM43 217V216H42ZM225 217V216H224ZM223 217V218H224ZM235 217H238V216H236L235 215ZM252 217V216H251ZM256 217H257V214H256ZM51 218V217H50ZM234 218V217H233ZM241 218V217H240ZM251 219V218H250ZM21 220V219H20ZM23 221H24V219H22ZM69 220V219H68ZM207 220V219H206ZM232 220V219H231ZM261 220H263V219H261ZM28 221V220H27ZM32 221V220H31ZM182 221V220H181ZM210 221V220H209ZM222 221V220H221ZM220 221V222H221ZM223 221H224V219H223ZM225 221H227V219L225 220ZM229 221V220H228ZM228 221L226 222V224L228 223ZM236 221V220H235ZM238 221V223H243V222H239L240 221V219L239 220H237ZM237 221H236V223H237ZM242 221V220H241ZM106 222V221H105ZM253 223H254V221H252ZM251 222V223H252ZM16 223V222H15ZM30 223V222H29ZM28 223V224H29ZM40 223V222H39ZM46 223V222H45ZM222 223V222H221ZM231 223H232V221H231ZM235 223V224H236ZM1 224V223H0ZM35 224V223H34ZM47 224V223H46ZM45 224V225H46ZM67 224V223H66ZM208 224V223H207ZM223 224V223H222ZM234 224V225H235ZM97 225V224H96ZM108 225V224H107ZM217 225V224H216ZM1 227H0V232L1 231H4L5 230V226L4 225H0ZM55 226V225H54ZM219 226V225H218ZM240 226V225H239ZM99 227V226H98ZM222 227V226H221ZM225 227H226V225H225ZM229 227V226H228ZM261 227V231H262V226H260ZM63 228V227H62ZM72 228V227H71ZM96 228V227H95ZM216 228H217V226H216ZM223 228V227H222ZM241 228V227H240ZM239 228V229H240ZM45 229V228H44ZM109 229V228H108ZM217 229H219V228H217ZM29 230V229H28ZM63 230V229H62ZM75 231H77L76 229H74ZM95 230H97V228L95 229ZM110 230V229H109ZM225 230V229H224ZM89 231V230H88ZM101 231V230H100ZM105 231V230H104ZM108 231V230H107ZM240 231V230H239ZM243 231V230H242ZM250 231V230H249ZM263 231H264V229H263ZM51 232V231H50ZM57 232V231H56ZM60 232V231H59ZM67 232H68V230H67ZM73 232V231H72ZM106 232V231H105ZM168 232V231H167ZM252 232V231H251ZM257 232H259V231H257ZM58 233V232H57ZM101 233V232H100ZM239 233V232H238ZM241 233H243V232H241ZM248 233V232H247ZM262 233V232H261ZM1 234H2V232H1ZM60 234V233H59ZM220 234V233H219ZM218 234V235H219ZM259 234H260V232H259ZM61 235V234H60ZM248 235V234H247ZM261 235V234H260ZM39 236V235H38ZM83 236V235H82ZM81 236V237H82ZM1 237V236H0ZM222 237V236H221ZM261 237V236H260ZM264 237V236H263ZM3 238V237H2ZM37 238V237H36ZM182 238V237H181ZM258 238V237H257ZM41 239V238H40ZM84 239V238H83ZM260 239V238H259ZM46 240V239H45ZM188 240H189V238H188ZM5 241V240H4ZM41 241V240H40ZM81 241H82V239H81ZM223 241V240H222ZM258 242H261L262 240L260 239V240H257ZM3 242V241H2ZM4 243V242H3ZM2 243V244H3ZM61 243V242H60ZM72 243V242H71ZM71 243H69V244H71ZM74 243V242H73ZM185 243V242H184ZM256 243V242H255ZM262 243V242H261ZM260 243V244H261ZM90 244H92V243H90ZM109 244H110V242H109ZM188 244V243H187ZM219 244H221V243H219ZM4 245V244H3ZM82 245H84V244H82ZM81 244L79 245V246H82ZM257 245H259V244H257ZM79 246H78V248H79ZM86 246H87V244H86ZM86 246H84V248L86 247ZM92 246V245H91ZM97 246H98V244H97ZM229 246V245H228ZM53 247V246H52ZM74 247V246H73ZM99 247V246H98ZM256 247H259V246H256ZM72 248V247H71ZM186 248V247H185ZM260 248H261V246H260ZM57 249V248H56ZM224 249V248H223ZM262 250V249H261ZM47 251V250H46ZM67 252V251H66ZM70 252V251H69ZM135 253V252H134ZM142 253V252H141ZM198 253V252H197ZM66 254V253H65ZM78 254V253H77ZM97 254V253H96ZM200 254H202V253H199V255ZM74 256H75V254H73ZM72 255V256H73ZM80 255V254H79ZM197 255V254H196ZM198 255V256H199ZM67 256V255H66ZM202 256H204V255H202ZM208 258H210V257H208ZM207 258V259H208ZM211 258H213V256L211 257ZM218 258H219V256H218ZM198 260H200V259H198ZM201 260H202V258H201ZM213 260H216V259H213ZM226 260V259H225ZM205 262H208V261H206L205 260ZM219 262V261H218ZM212 263V262H211ZM214 263V262H213ZM215 263H216V261H215ZM214 263V264H215ZM206 264V263H205ZM209 264V263H208Z\"/></svg>","mask_w":264,"mask_h":264}]
</instances>
